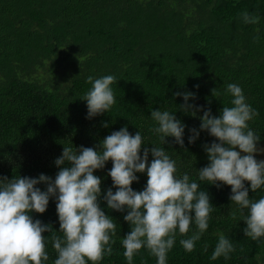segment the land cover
<instances>
[{
    "label": "trees",
    "instance_id": "obj_1",
    "mask_svg": "<svg viewBox=\"0 0 264 264\" xmlns=\"http://www.w3.org/2000/svg\"><path fill=\"white\" fill-rule=\"evenodd\" d=\"M244 11L258 15L259 23L244 24ZM110 74L117 81L111 86L116 103L89 119L81 100L91 87L87 77ZM228 83L238 84L259 112L249 122L261 136L259 147L264 144V0H0V177L45 174L54 179L59 171L54 161L64 146L95 147L127 126L133 135L141 132L149 149L152 144L164 147L177 162L178 174L196 179L197 169L209 162L203 145L215 138L201 131L189 144V129L199 130L203 112L193 116L180 110L183 97L174 94L194 93L189 104L218 116L231 99L223 94ZM160 108L174 111L187 126L183 147L172 137L163 145L149 131L154 126L151 111ZM111 167L108 161L94 173L102 180V195L112 187ZM137 176L132 188L142 191L147 176ZM200 186L214 208L209 228L192 253L183 250L178 237L167 264H264V238L245 237L244 221L229 215L234 207L230 186ZM37 187L46 190L43 184ZM261 195L264 190L249 191L253 199ZM100 204L117 223L113 254L101 264H127L120 244L130 232L127 213L107 209L102 196ZM33 218L58 231L55 199ZM218 233L234 243L227 260L210 259ZM47 250L52 264L56 254L50 243ZM133 264L156 261L141 250Z\"/></svg>",
    "mask_w": 264,
    "mask_h": 264
},
{
    "label": "clouds",
    "instance_id": "obj_2",
    "mask_svg": "<svg viewBox=\"0 0 264 264\" xmlns=\"http://www.w3.org/2000/svg\"><path fill=\"white\" fill-rule=\"evenodd\" d=\"M240 18L244 24L260 21L258 15L248 11L240 13ZM86 82L91 87L81 100L86 101L87 118L109 112L116 103L111 87L117 83L116 77L90 75ZM216 94L215 88L212 95ZM223 94L231 99L218 116L210 108L189 104V99L196 98L194 93L174 94L183 97L180 110L193 116L203 112L199 130L189 129V144L195 143L201 131L215 138L203 145L209 162L197 169L196 179L187 172L178 174L177 162L164 147L152 144L149 149L141 132L133 135L127 126L113 131L95 147L64 146L54 161L59 169L54 179L45 174L38 178L0 177V264H48L49 243L56 254L52 264H101L105 256L113 254L117 235V223L101 207V196L107 209L127 213L124 221L130 225V232L120 239L127 264H133L134 256L141 250L155 258L156 264H167L178 237L183 250L192 253L209 228L214 208L209 193L201 189V182L217 188L230 186L229 199L234 207L229 215L233 220L239 216V221H244L245 237L261 241L264 195L257 199L249 196V191L264 190V160L256 159V154H264V148L258 147L261 136L249 126L259 112L247 102L238 84L228 83ZM150 118L154 126L149 131L161 144L166 145V138L172 137L176 144L184 146L187 126L174 111L152 110ZM108 161L112 163L108 172L112 187L102 195V180L94 173ZM137 173L147 176L142 191L132 188L133 182H138ZM41 184L46 190L37 187ZM51 198L56 202L58 231L33 218V213L46 212ZM208 247L204 244L203 251L207 252ZM234 251L231 239L218 233L210 259L227 260Z\"/></svg>",
    "mask_w": 264,
    "mask_h": 264
},
{
    "label": "rangeland",
    "instance_id": "obj_3",
    "mask_svg": "<svg viewBox=\"0 0 264 264\" xmlns=\"http://www.w3.org/2000/svg\"><path fill=\"white\" fill-rule=\"evenodd\" d=\"M259 147L264 148V144L260 145ZM256 159L264 160V154H256Z\"/></svg>",
    "mask_w": 264,
    "mask_h": 264
}]
</instances>
